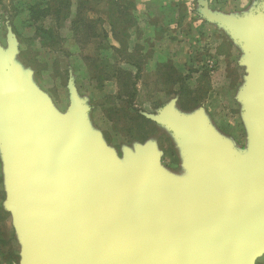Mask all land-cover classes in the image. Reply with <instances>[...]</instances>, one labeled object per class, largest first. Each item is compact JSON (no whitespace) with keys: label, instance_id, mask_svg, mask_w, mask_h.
<instances>
[{"label":"water","instance_id":"obj_1","mask_svg":"<svg viewBox=\"0 0 264 264\" xmlns=\"http://www.w3.org/2000/svg\"><path fill=\"white\" fill-rule=\"evenodd\" d=\"M203 15L248 49L238 98L253 147L239 166L201 112L186 120L162 110L159 123L187 145L190 184L162 187L150 150L125 156L120 170L99 142L83 141L85 111L74 95L69 113L54 116L26 76L8 75L14 41L0 52V139L21 264H253L264 252V22Z\"/></svg>","mask_w":264,"mask_h":264},{"label":"rangeland","instance_id":"obj_2","mask_svg":"<svg viewBox=\"0 0 264 264\" xmlns=\"http://www.w3.org/2000/svg\"><path fill=\"white\" fill-rule=\"evenodd\" d=\"M133 1L131 17L117 12L113 0H100L84 15L97 20L99 36L82 33L75 41L68 30L72 17L57 27L56 16L36 11L51 0H0V52L9 50L11 40L15 44L8 75L26 76L35 97L59 118L69 113L74 95L85 111L83 141L99 142L123 172L125 156L150 150L163 173L162 187L167 179L192 182L187 145L159 123L164 109L186 120L201 112L210 137L244 166L253 132L238 97L247 85L249 52L203 11L264 22V0ZM129 55L138 70L123 62ZM4 147L0 139V264H21L22 240L8 209ZM253 264H264V252Z\"/></svg>","mask_w":264,"mask_h":264},{"label":"trees","instance_id":"obj_3","mask_svg":"<svg viewBox=\"0 0 264 264\" xmlns=\"http://www.w3.org/2000/svg\"><path fill=\"white\" fill-rule=\"evenodd\" d=\"M99 1L100 0H51L48 7H45L44 9L36 8V11L42 12L44 13V15L56 16L57 27H59L61 23L66 22L70 17H72L68 30L72 34L71 37L75 41H78L77 38H79L82 33L87 38L90 36L93 38L99 36L95 31L97 27V20H87L84 16L86 14L85 11L92 12L93 8L95 7V5H98ZM113 3L117 8V12L120 10V13H123L125 15L128 12V16L132 17L129 9L133 11L135 7V2L133 0H113ZM90 5H92V7H89ZM71 7L74 8L73 13H71L70 11ZM32 9H35V7L30 8V11ZM37 17L34 19L32 14L30 15L31 20H36ZM110 25L111 32H113V35L116 34V31L112 28V23H110ZM125 47L127 46L125 45ZM123 62H126L128 65L133 66L137 70L139 69V65L136 64L133 59H131L130 55L127 57V60H123Z\"/></svg>","mask_w":264,"mask_h":264},{"label":"crops","instance_id":"obj_4","mask_svg":"<svg viewBox=\"0 0 264 264\" xmlns=\"http://www.w3.org/2000/svg\"><path fill=\"white\" fill-rule=\"evenodd\" d=\"M135 2V1H134ZM136 4V3H135Z\"/></svg>","mask_w":264,"mask_h":264}]
</instances>
